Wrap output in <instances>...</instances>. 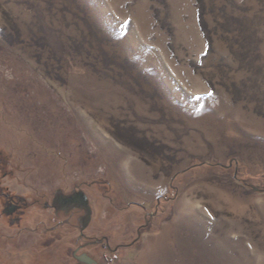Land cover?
Segmentation results:
<instances>
[{
    "label": "rangeland",
    "instance_id": "1",
    "mask_svg": "<svg viewBox=\"0 0 264 264\" xmlns=\"http://www.w3.org/2000/svg\"><path fill=\"white\" fill-rule=\"evenodd\" d=\"M1 191L0 264H264V0H0Z\"/></svg>",
    "mask_w": 264,
    "mask_h": 264
},
{
    "label": "water",
    "instance_id": "2",
    "mask_svg": "<svg viewBox=\"0 0 264 264\" xmlns=\"http://www.w3.org/2000/svg\"><path fill=\"white\" fill-rule=\"evenodd\" d=\"M53 205H55L57 210L63 209L66 212L74 207L84 209L85 214L80 220L81 230L86 228V226L88 225L91 218V206L89 205L87 195L84 193L83 190H78L75 193L69 195L63 194L61 193V190H58L55 193Z\"/></svg>",
    "mask_w": 264,
    "mask_h": 264
},
{
    "label": "flooded vegetation",
    "instance_id": "3",
    "mask_svg": "<svg viewBox=\"0 0 264 264\" xmlns=\"http://www.w3.org/2000/svg\"><path fill=\"white\" fill-rule=\"evenodd\" d=\"M79 189H74L73 191L70 192H62L63 194L69 195L72 193H75L76 191H78ZM0 197H2V200L0 201V216H6V217H10L13 216L15 213L20 212L21 210H23V208L27 205V201L25 200V198L23 197H15L12 196L4 191L0 192ZM55 197V195H54ZM54 197L52 198V201L49 202H44V206L45 208H53L54 212L58 213V212H64L65 214H71L72 210L76 209L77 211H81L80 214V220L81 218L84 216L85 211L84 209H81L79 207H74L72 209H70L69 211H65L63 209L61 210H57L55 205H53V200ZM83 231V230H82Z\"/></svg>",
    "mask_w": 264,
    "mask_h": 264
},
{
    "label": "built area",
    "instance_id": "4",
    "mask_svg": "<svg viewBox=\"0 0 264 264\" xmlns=\"http://www.w3.org/2000/svg\"><path fill=\"white\" fill-rule=\"evenodd\" d=\"M117 258V255H116V253H111L109 256L107 255L106 257H105V259H107L108 261H113V260H115Z\"/></svg>",
    "mask_w": 264,
    "mask_h": 264
}]
</instances>
